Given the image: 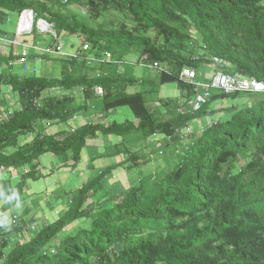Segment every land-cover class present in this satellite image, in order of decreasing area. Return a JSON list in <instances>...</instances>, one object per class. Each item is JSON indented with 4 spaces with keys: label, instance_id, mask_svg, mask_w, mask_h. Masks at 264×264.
Returning <instances> with one entry per match:
<instances>
[{
    "label": "trees",
    "instance_id": "trees-1",
    "mask_svg": "<svg viewBox=\"0 0 264 264\" xmlns=\"http://www.w3.org/2000/svg\"><path fill=\"white\" fill-rule=\"evenodd\" d=\"M68 8L76 14L57 10ZM26 9L38 13L58 35L82 37L99 57L109 53L113 61L124 62L129 54L167 64L171 75L158 77L159 86L176 84L183 108L178 112L177 101L165 103L160 107L170 109L165 110L170 119L159 121L147 109L143 92H128L138 82L130 77L129 65L57 61L64 71L52 80L24 74L28 65L20 63V52L12 48L6 56L0 46V90L8 87L21 104L0 123V168L5 169L0 185L11 186L12 173L18 172L19 178L15 190L0 192V201L27 196L26 181L39 180L41 158L57 161L71 154L77 165L87 142L103 135L107 144L110 137L118 139L112 149L106 144L111 150L106 157L122 156L130 169H138L150 161L138 151L147 142L160 138L158 151L165 154L164 147L179 142L177 132L189 133L196 120L210 117L207 112L214 102L251 96L215 91L201 110L193 112L188 103L197 93L178 76L184 68L198 71L207 66L208 55L225 61V74L264 83V0H0V27L10 13ZM114 14L121 18L118 27H91L84 20ZM131 49L136 51L130 53ZM35 58L53 59L36 52L29 55V65H35ZM106 70H111L110 76L102 75ZM95 86L106 94L95 96ZM258 97L253 106L230 108L225 122L206 127L178 168L145 176L138 187L125 189L119 202L100 208L95 216L91 199L103 202L109 196L99 200L107 171L78 191L63 187L68 211L37 232L22 219L13 218L10 226L1 221L0 264H264V95ZM125 107L133 120L105 124ZM234 165H240L239 172L233 173ZM224 166L228 170L222 176ZM81 220H90V226L66 237L56 253L46 252L52 239ZM25 228L33 230L31 239L7 252L4 239L9 236L4 233Z\"/></svg>",
    "mask_w": 264,
    "mask_h": 264
},
{
    "label": "rangeland",
    "instance_id": "rangeland-1",
    "mask_svg": "<svg viewBox=\"0 0 264 264\" xmlns=\"http://www.w3.org/2000/svg\"><path fill=\"white\" fill-rule=\"evenodd\" d=\"M70 8H74L71 6ZM57 9L59 13L69 15L74 14L75 11L72 9ZM84 13V11H81ZM76 14V13H75ZM112 14V13H111ZM38 15V13H37ZM18 13H10L8 15V21H6L0 27V33L8 36L14 37L16 36L17 31V23H18ZM39 17V16H38ZM120 16L117 14L107 15L103 19L99 21H92L90 19H84L91 27H98L100 25L110 24L113 27H118V23L120 22ZM18 42H26L29 46H40L47 47L52 44V37L48 34H36L32 36H26L23 38H18ZM84 42L83 38L80 36H63L60 39L61 45H63L65 51L67 53H72L74 50L78 49L81 46V43ZM74 47V50L72 49ZM5 55L7 54V48H4ZM21 51V48L18 49ZM136 50L131 49L130 53L135 52ZM30 56H34L35 53L32 50H28ZM181 54H185L186 50L182 49L180 51ZM201 55V54H198ZM126 62L132 63L137 59L134 57H130V55H126ZM113 65V64H110ZM130 67L128 69V73L131 78H134L137 84L134 87H129V93H137L143 92L145 95V99L147 101V109L150 113H153L154 117L160 120H169L170 116L168 114L165 115V110L168 113L170 109L161 108L160 106L165 105V103L169 101H177V105L174 107L175 110L178 108V112L182 110V102L183 98H180L179 89L176 84H166L163 86H159L158 77L151 70L142 67V65H134L128 64ZM35 66L38 68L39 72L37 73L41 78H47L54 80L55 78H60L63 74V68L56 60H45L42 64L35 63ZM126 66V65H125ZM218 67L208 64L200 69H198L199 80L206 81L209 78L214 76V73L218 71ZM124 69H122V65L119 67V72L123 73ZM111 70H106L102 72V75L110 76ZM89 76H91L89 74ZM92 77V76H91ZM143 85L139 87V84ZM54 94V93H50ZM64 95V92H63ZM180 98V99H179ZM258 96L256 97H243L236 100H225V101H216L213 103L211 111H208L210 117L201 118L200 120H196L195 126L194 124H190L191 127L190 132L186 133L183 130L181 132H177L176 135L179 136L180 140L175 144L174 147L170 145L169 148H163L165 154L162 153L157 155L159 151H155L153 145H150V141L138 148L139 156L142 155L150 157V161L142 162L138 169H130L129 164L126 163V160L123 159L122 156L106 157L111 150L107 151V146L104 144L105 137L98 136L97 139L91 140L87 142V145L83 148V151L80 152V160L77 165H74L76 158H72V155L69 154L64 158H59V160L54 161L51 157L49 159L41 158L39 173H37V177H39L38 181H26L25 193L27 196H20L15 198L12 202L0 201V222L4 221L7 226H10L14 217H18L19 220H25V226H35L34 232L40 230L42 226H48L59 219L62 215L66 214L70 207V203L68 202V193L65 192L67 190L74 192L75 190H80L82 185L88 183L93 178L97 177L101 172L107 171L108 175L103 181V187L105 192H102L99 195V200L108 193L109 196L106 197V200L98 202V197H93L91 199V207L93 208V216L97 214V211L100 208L112 207L113 204L117 201H120V195L123 193L125 189H130L131 187H138L139 182L146 176V179L153 172H160L162 175L167 174L180 165L184 163L187 157L190 155L191 147L196 138H198L202 131L206 129V127L210 126L213 123H217L218 121L225 122L229 117L230 113L228 110L230 108H236L238 110L253 106L259 101ZM180 101V102H179ZM77 103H81V99H77ZM174 103V102H173ZM180 103V105H178ZM172 105V104H171ZM21 108V104L17 101V98L10 93V89L8 87L1 88L0 90V123L8 119L4 120V116L9 112H13L15 109ZM207 112V114H208ZM87 114L83 115L84 117ZM115 115L112 119L105 121L106 125L111 124L113 122L118 123H126V121L133 120L132 113L129 108H121L116 111ZM96 120L95 118H93ZM116 120V121H113ZM73 124H76L77 120L72 121ZM199 123V124H197ZM69 125H71L69 123ZM71 127V126H70ZM69 127V129H70ZM75 126H73L74 128ZM191 133V134H190ZM190 134V135H189ZM159 137V136H157ZM32 136L28 137L30 140ZM112 138V137H110ZM113 142V141H112ZM149 144V145H148ZM172 144V143H171ZM110 149H112L113 145L111 142L107 144ZM96 148V151H89L91 148ZM161 150V149H160ZM136 150H134L135 152ZM152 153V154H151ZM101 156V157H100ZM104 156V157H102ZM100 157V158H99ZM57 164H60V168H56ZM241 164V163H240ZM115 165V166H114ZM117 165V166H116ZM49 166V167H46ZM234 172H239L240 165H234ZM42 170V173H41ZM228 170V166L223 167L222 176L225 175ZM18 172L12 173L9 177L10 185L7 186L6 183L0 185V192L6 190H15L17 182L19 178H15ZM63 179L56 177V175H63ZM11 177H14L12 180ZM69 181H68V180ZM8 181V180H7ZM6 181V182H7ZM64 187L65 191H62ZM62 188V189H61ZM61 189V190H60ZM58 190L61 193H58ZM8 193V192H6ZM126 193V191H125ZM92 201L94 203H92ZM90 202V201H89ZM91 224L90 220H81L72 225L70 229L65 230L64 234L58 237H55L51 240L50 244L46 247L47 253H56L58 251L60 243L66 238L70 236H74L77 231L81 228H88ZM10 230L6 231L8 235V248L7 252L11 251L17 244L23 243L31 239L33 230H22L16 234H9ZM95 262V261H94ZM92 264H95V263Z\"/></svg>",
    "mask_w": 264,
    "mask_h": 264
},
{
    "label": "built area",
    "instance_id": "built-area-1",
    "mask_svg": "<svg viewBox=\"0 0 264 264\" xmlns=\"http://www.w3.org/2000/svg\"><path fill=\"white\" fill-rule=\"evenodd\" d=\"M37 32L38 34H50L53 37V42L50 46H29L24 42H18L17 39L25 36H30ZM0 46L12 47L15 49L21 48L19 61L22 64L28 62L29 53L28 50H32L34 53L41 52L47 56H56L60 59L66 60H78L85 62L87 65L93 64H124L123 61H113L109 53L102 54L99 57L92 52L89 45H84L81 49L75 50L72 53H66L62 46L59 44V37L54 27L43 20H39L37 15L32 10H23L19 13L16 36L6 37L0 36ZM35 61L40 63L41 58H35ZM147 57L141 59V63L144 67L152 70L156 75L162 74L171 75L170 68L167 64L151 63L147 64ZM213 62L217 66H223L224 62L217 58L213 59ZM125 64H130L126 62ZM179 80L191 86L197 95L189 102V106L193 112L201 110L212 97V93L217 91L224 95H232L234 93H264L259 85L254 80H247L235 76H230L225 73L219 72L207 83L198 82L197 75L194 71L184 69L179 74ZM95 96L103 97L106 91L98 86L93 88ZM36 103V102H35ZM37 104V103H36ZM1 171V170H0ZM16 221V218L14 219Z\"/></svg>",
    "mask_w": 264,
    "mask_h": 264
},
{
    "label": "clouds",
    "instance_id": "clouds-1",
    "mask_svg": "<svg viewBox=\"0 0 264 264\" xmlns=\"http://www.w3.org/2000/svg\"><path fill=\"white\" fill-rule=\"evenodd\" d=\"M26 10H31V9H26ZM33 11V10H32ZM81 11H84L85 12V9H82L81 8ZM21 12V11H20ZM20 12H18V14L20 13ZM34 12V11H33ZM36 14V13H35ZM37 15V14H36ZM37 17H38V15H37ZM38 19H39V17H38ZM39 20H41V19H39ZM51 25V24H50ZM36 34H38L37 32H35ZM34 33V34H35ZM34 34H32V35H34ZM40 34V33H39ZM32 35H30V36H32ZM2 36H6V35H2ZM6 37H8V36H6ZM26 37V36H25ZM58 37H59V44L61 45V43H60V39H61V37H63L62 35L60 36V35H58ZM21 38H23V37H21ZM53 42V41H52ZM24 43H26V42H24ZM27 44V43H26ZM84 45H89L90 47H91V45L90 44H87V43H81V46L78 48V49H76V50H79V49H81ZM62 46V48H63V50L65 51V49H64V47H63V45H61ZM2 48H3V46H2ZM4 48H7V54H6V56H8L9 55V53H10V51H11V49H12V47H4ZM15 49V48H14ZM73 50H74V47L72 48ZM17 51H18V49H17ZM75 51V50H74ZM66 52V51H65ZM67 53V52H66ZM69 54V53H68ZM147 57V56H146ZM50 58H53L52 60H56V61H69V60H66V59H60V58H58V57H56V56H53V57H51L50 56ZM214 58H217V59H219V60H222L223 62H224V64H223V66H217V65H215V63L213 62V59ZM142 59V58H141ZM141 59L140 60H134L132 63H130V62H128V63H130L132 66L133 65H142V67H144L143 66V64L141 63ZM206 60H208V62H209V64H211V65H213V66H216V67H218L219 69H218V71L217 72H215L214 73V75L215 74H217V73H219V72H222V73H224L223 72V70H224V68L226 67V63H225V61L223 60V59H220V58H218V57H214V56H212V55H208V56H206ZM45 60H43V59H41V62L39 63V64H42L43 62H44ZM126 61L127 60H125L124 62L126 63ZM80 63L82 62V61H79ZM34 63H38V62H36L35 61V59H34ZM59 63V62H58ZM85 63V62H84ZM124 63V64H125ZM147 64H151L150 62H148V57H147V62H146ZM152 63H155V62H152ZM157 63H159V62H157ZM86 64V63H85ZM26 65H28L27 67H25V70L23 71V73L24 74H27V73H32V74H36L37 76H38V72H39V70H38V68L35 66V65H29V61L28 62H26ZM87 65V64H86ZM125 65H128V64H125ZM89 66V65H88ZM145 68H147V67H145ZM170 68V67H169ZM148 69V68H147ZM184 69H189V70H192V71H194L195 73H196V75H197V81L198 82H200V83H207V82H204V81H200L199 80V74H198V71L197 70H195V69H192V68H184ZM183 69V70H184ZM150 70V69H149ZM182 70V71H183ZM152 71V70H151ZM181 71V72H182ZM153 72V71H152ZM157 77H160V76H158V75H156ZM235 77H239V78H243V79H247V80H254L258 85H259V87H261V86H263V88H260L261 90H264V83H262V82H258V81H256L255 79H252V78H247V77H243V76H239V75H234ZM214 77V76H213ZM212 77V78H213ZM211 80V79H210ZM95 87H98V86H95ZM94 87V88H95ZM101 87V86H100ZM244 94H251V96H259V95H264V93H244ZM193 100V98H191V100H190V102ZM36 103H37V101H35ZM38 104V103H37ZM209 114V113H208ZM6 117L8 118V114H7V112H6V115L3 117L4 118V120L6 119ZM7 120V119H6ZM214 124V123H213ZM0 175H2V176H5V169L4 168H0ZM145 177V176H144ZM144 177H143V179H144ZM142 180V179H141ZM140 180V181H141ZM140 181H138V182H140ZM16 218V220L18 221V217H14V219Z\"/></svg>",
    "mask_w": 264,
    "mask_h": 264
},
{
    "label": "crops",
    "instance_id": "crops-1",
    "mask_svg": "<svg viewBox=\"0 0 264 264\" xmlns=\"http://www.w3.org/2000/svg\"><path fill=\"white\" fill-rule=\"evenodd\" d=\"M109 141L111 142V144H116V143H118V139H115V138H109ZM113 141V142H112ZM160 141H161V139L160 138H158L157 139V142H155V143H157V145H155V143H149L150 145H153L154 146V148H155V151L157 150L158 151V149L160 148ZM104 144H107V142L105 141V143ZM157 146V147H156ZM90 148H91V150H89V151H96V148H94V147H91V146H89ZM157 155H160L161 154V152H158V153H156ZM60 166L61 165H59L57 168H60ZM115 166V165H114ZM128 167H130V166H128ZM56 177H59L60 179H63V177H64V174L63 175H56ZM68 180V179H67ZM69 181V180H68Z\"/></svg>",
    "mask_w": 264,
    "mask_h": 264
},
{
    "label": "water",
    "instance_id": "water-1",
    "mask_svg": "<svg viewBox=\"0 0 264 264\" xmlns=\"http://www.w3.org/2000/svg\"><path fill=\"white\" fill-rule=\"evenodd\" d=\"M260 88H263V86H261Z\"/></svg>",
    "mask_w": 264,
    "mask_h": 264
}]
</instances>
